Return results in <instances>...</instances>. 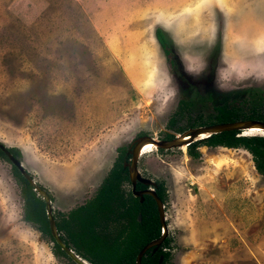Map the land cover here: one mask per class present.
I'll return each instance as SVG.
<instances>
[{"label": "rangeland", "instance_id": "1", "mask_svg": "<svg viewBox=\"0 0 264 264\" xmlns=\"http://www.w3.org/2000/svg\"><path fill=\"white\" fill-rule=\"evenodd\" d=\"M184 91L264 101V0H0V143L19 149L55 219L94 196L118 148L194 127L187 117L169 126ZM197 150L138 160L165 189L168 264H264V176L242 147ZM23 203L0 158V264H72L24 220Z\"/></svg>", "mask_w": 264, "mask_h": 264}, {"label": "trees", "instance_id": "2", "mask_svg": "<svg viewBox=\"0 0 264 264\" xmlns=\"http://www.w3.org/2000/svg\"><path fill=\"white\" fill-rule=\"evenodd\" d=\"M154 35L166 56L171 72L177 71L176 55L165 32L161 27H156ZM197 93H193L192 96L186 91L182 93L175 111L169 118L171 128H175L176 122L184 117L189 118L190 126L244 119L264 121L263 97L252 91H246L241 97H230L218 101L212 100L209 94H206L204 98ZM198 103L208 105L204 106L203 111H197L195 116H191L190 112L196 110L195 106ZM166 137H171V135L167 134ZM202 143L208 146L246 149L252 157L255 169L264 176L263 136H241L239 131H223L213 134ZM198 145V143H192L187 147L189 156L194 158L199 156ZM7 150L15 157L20 156V151L16 147H7ZM126 151L127 147L118 148V156L112 168L92 198L66 214H62L59 219H55L58 231L63 234L61 238L64 243L91 264H134L136 254L142 246L160 234L153 199L145 195L140 203L129 190L126 191L123 188V184L128 180L126 168L122 163ZM0 157L7 159L1 149ZM12 171L20 182L24 200V220L36 224L42 234L52 239V252L55 255L65 256L50 235L43 200L37 196L32 186L16 167L12 166ZM156 191L164 200L162 183H158ZM139 214L141 215L140 220H138ZM167 247L169 248V241L165 239L156 253L151 254V251L147 250L141 259V264H168L169 251L162 249ZM159 254L163 255L161 263L158 262Z\"/></svg>", "mask_w": 264, "mask_h": 264}, {"label": "water", "instance_id": "3", "mask_svg": "<svg viewBox=\"0 0 264 264\" xmlns=\"http://www.w3.org/2000/svg\"><path fill=\"white\" fill-rule=\"evenodd\" d=\"M258 130L264 132V121L256 120V119H244V120H236L232 122H223L216 123L210 125H203L197 127L188 128L186 131L182 133L176 134L175 138L170 140L165 139H157L154 136L150 135H140L133 139L131 142L132 148L129 150L130 158L127 162L124 163V166H127L128 169V178L131 184V191L133 196L139 197V200L142 201V195L144 193L150 195L156 204V210L158 214V219L160 223L161 233L157 238H154L148 241L146 244L142 246V248L138 251L135 257L134 264H141V259L144 253L152 248V251H156L160 243L165 239L168 234V225L166 223V214L164 209V203L161 198L157 195L155 189L152 185L155 182L147 177H144L138 168V159L142 153V149L145 145H152L151 149L154 148H183L185 150L186 146L196 140L208 138L212 134L220 133L223 131H239L242 132V135L247 136V131L249 130ZM258 134V133H254ZM262 135V134H260ZM0 148L5 152L8 156L9 160L12 162L14 166L18 168L22 176L29 182V184L33 187V190L37 192V194L41 197L44 202V209L48 221L49 230L51 236L54 238L55 242L61 247V249L76 263V264H90L87 260L80 257L76 254L71 248L65 245V243L60 239L59 234L57 232L55 218L53 216V206L52 200L49 197L46 190L41 188L30 176L28 171L23 167L22 163L14 158L3 145H0ZM137 182H140L147 186L145 190H136L135 185ZM138 219H140V214L138 215ZM162 261V256L159 258V262Z\"/></svg>", "mask_w": 264, "mask_h": 264}, {"label": "flooded vegetation", "instance_id": "4", "mask_svg": "<svg viewBox=\"0 0 264 264\" xmlns=\"http://www.w3.org/2000/svg\"><path fill=\"white\" fill-rule=\"evenodd\" d=\"M216 124V123H215ZM208 125H210V124H208ZM201 126H203V125H201ZM194 127H197V126H194ZM191 128V127H190ZM178 134V133H177ZM217 134V133H216ZM142 135H146V134H142ZM171 135V137H166L167 136V134H166V136L164 137V138H161V139H165V140H170V139H173V138H175V136H176V134H173V133H171L170 134ZM213 135V134H212ZM212 135H210L209 137H211ZM208 137V138H209ZM208 138H204V139H199V140H196V141H193V142H191V143H189L187 146H186V148H185V150H186V152H187V147L190 145V144H192V143H198L199 145H200V143H202L203 141H205L206 139H208ZM157 139H160V138H157ZM203 144V143H202ZM0 145H3V144H1L0 143ZM198 145V146H199ZM203 145H205V144H203ZM4 146V145H3ZM198 146H197V149H198ZM5 147V149L7 150V147L6 146H4ZM132 148V146H131V143H130V145H128V147H127V151H126V153H125V157L122 159V163H123V166H124V163L125 162H127L128 160H129V158H130V153H129V150ZM174 148H178V147H174ZM1 149V148H0ZM154 149H157V150H168V149H171V148H168V149H163V148H154ZM178 149H182L183 150V148H178ZM2 150V149H1ZM3 151V150H2ZM8 151V150H7ZM4 152V151H3ZM9 152V151H8ZM10 153V152H9ZM4 154H5V152H4ZM11 154V153H10ZM188 154V153H187ZM6 155V154H5ZM12 155V154H11ZM7 156V155H6ZM13 156V155H12ZM14 158H16V159H18L19 160V158L18 157H15V156H13ZM1 158V157H0ZM4 159V158H3ZM8 159V160H7ZM7 159H5V160H7L8 162H10V164H11V167L12 166H14L13 164H12V162L9 160V158H8V156H7ZM139 160V159H138ZM20 161V160H19ZM21 162V161H20ZM137 165H138V163H137ZM14 167H16V166H14ZM24 167V166H23ZM125 168H126V171H127V177H128V169H127V166H124ZM17 168V167H16ZM18 169V168H17ZM19 171V170H18ZM20 172V171H19ZM29 173V172H28ZM21 174V173H20ZM30 174V173H29ZM22 175V174H21ZM31 176V175H30ZM32 177V176H31ZM145 177V176H144ZM24 178V177H23ZM147 178H149V177H147ZM25 179V178H24ZM151 179V178H150ZM26 180V179H25ZM153 180V179H152ZM154 182H155V184L154 185H152L153 186V188L155 189V191L157 190V188H158V183L160 182V181H157V180H153ZM29 183V182H28ZM126 183H128L129 185H130V187H129V191L132 193V191H131V184H130V181H129V178H128V180L126 181ZM160 183H162V182H160ZM39 185V184H38ZM163 185V184H162ZM40 186V185H39ZM41 187V186H40ZM33 188V187H32ZM42 188V187H41ZM147 188V186L146 185H144V184H142V183H140V182H137L136 183V185H135V189L136 190H145ZM163 188H164V186H163ZM45 190V189H44ZM35 191V190H34ZM36 192V191H35ZM47 192V191H46ZM37 193V192H36ZM48 193V192H47ZM156 193H157V191H156ZM48 195H49V193H48ZM133 195V194H132ZM145 195H148V194H146V193H144L143 195H142V197L144 198V196ZM158 195V194H157ZM37 196H39L38 194H37ZM148 196H150V195H148ZM159 196V195H158ZM164 196H165V189H164ZM40 197V196H39ZM49 197H50V195H49ZM134 197H136V196H134ZM151 197V196H150ZM160 197V196H159ZM41 198V197H40ZM51 198V197H50ZM136 198H138V200H139V197H136ZM143 198H142V201H143ZM152 198V197H151ZM161 198V197H160ZM153 199V198H152ZM162 201H163V203H164V209H165V200H163V199H161ZM142 201H140L139 200V202L141 203ZM153 201H154V199H153ZM154 203H155V201H154ZM155 206H156V204H155ZM157 211V210H156ZM69 212V211H68ZM158 215V214H157ZM53 216H54V214H53ZM140 217H141V215H140ZM55 218V217H54ZM138 220H140V219H138ZM158 221H159V219H158ZM166 223H167V221H166ZM55 224H56V221H55ZM159 225H160V223H159ZM167 225H168V223H167ZM57 228V227H56ZM50 231V230H49ZM57 232H58V234H59V237H60V239L62 240V238H61V236L63 235L60 231H58V229H57ZM160 233H161V228H160ZM50 235H51V233H50ZM160 235V234H159ZM52 237V236H51ZM158 237V236H157ZM157 237H155V238H157ZM53 238V237H52ZM154 239V238H153ZM165 239H168V241H169V248L167 247V248H162L163 250H165V251H169L170 252V250H171V248H170V245H171V241H170V234H169V229H168V234H167V236L165 237ZM164 239V240H165ZM53 240H54V238H53ZM164 240L160 243V245L158 246V248H157V250L156 251H152V248H150V249H148V250H150L151 251V254H153V253H156L161 247H162V244H163V242H164ZM51 241H52V239H51ZM63 241V240H62ZM53 242V241H52ZM54 242H55V240H54ZM64 242V241H63ZM56 243V242H55ZM57 244V243H56ZM66 245V244H65ZM59 246V245H58ZM67 246V245H66ZM60 247V246H59ZM70 248V247H69ZM60 249H61V247H60ZM72 249V248H71ZM62 250V249H61ZM73 250V249H72ZM63 251V250H62ZM74 251V250H73ZM64 252V251H63ZM75 252V251H74ZM65 253V252H64ZM76 253V252H75ZM77 254V253H76ZM145 254V253H144ZM79 255V254H78ZM62 256H64V255H62ZM80 256V255H79ZM160 256H162V261H163V255L162 254H159V258H160ZM65 257L72 263V264H76L66 253H65ZM80 257H82V256H80ZM143 257V256H142ZM83 258V257H82ZM168 258H169V256H168ZM84 259V258H83ZM86 260V259H85ZM161 261V262H162ZM89 262V261H88ZM158 262H159V259H158ZM161 262H159V263H161ZM90 263V262H89ZM135 263V262H134ZM167 263H168V261H167ZM91 264V263H90Z\"/></svg>", "mask_w": 264, "mask_h": 264}, {"label": "bare ground", "instance_id": "5", "mask_svg": "<svg viewBox=\"0 0 264 264\" xmlns=\"http://www.w3.org/2000/svg\"><path fill=\"white\" fill-rule=\"evenodd\" d=\"M246 133H247V134L258 133V134H262V135H264V132H261V131H258V130H253V129L247 131ZM151 147H153V146H152V145H149V144H148V145H145V146L143 147V149H142V153H141V154H143V153H145V152H147V151L152 150Z\"/></svg>", "mask_w": 264, "mask_h": 264}]
</instances>
